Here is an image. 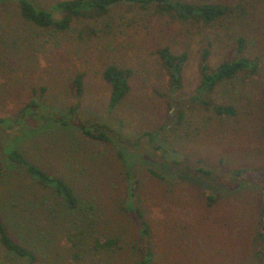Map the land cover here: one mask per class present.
I'll return each instance as SVG.
<instances>
[{
  "label": "rangeland",
  "instance_id": "1",
  "mask_svg": "<svg viewBox=\"0 0 264 264\" xmlns=\"http://www.w3.org/2000/svg\"><path fill=\"white\" fill-rule=\"evenodd\" d=\"M33 1L48 7L57 0ZM226 2H240L244 13L232 12L212 26L117 5L58 31L24 21L14 1L0 0V117L15 120L13 128L0 131V215L13 238L37 254V264H264L259 171L255 183L234 186L210 183L196 171L264 172V0ZM86 26L95 31L79 33ZM237 36L244 39L242 55L258 67L201 93L236 109L232 116L217 115L189 97L200 82L202 48L210 42L207 63L215 67ZM161 46L187 53L178 101L157 54ZM111 63L132 75L127 96L109 109L110 85L101 72ZM76 73L84 75L79 98L68 87ZM31 98L70 124L72 118L104 120L123 144L89 140L76 127L46 124L29 113L20 117ZM10 145L73 185L78 208L66 210L22 170L9 168L2 151ZM126 164L136 180L134 204L150 227L140 250L139 223L122 210ZM108 239L115 244L101 246ZM0 264L29 262L0 246Z\"/></svg>",
  "mask_w": 264,
  "mask_h": 264
},
{
  "label": "trees",
  "instance_id": "2",
  "mask_svg": "<svg viewBox=\"0 0 264 264\" xmlns=\"http://www.w3.org/2000/svg\"><path fill=\"white\" fill-rule=\"evenodd\" d=\"M14 1L18 7V12L21 18L37 27L48 28L54 30L66 31L71 28L74 19H97L108 13L109 9L117 5H126L134 7L139 13L146 14L147 12H155L159 15H167L177 21H190L203 26H212L217 21H220L230 15L232 12L238 13V17L244 13L243 5L238 2L236 6L228 4L226 0L218 2L204 1H183V0H57L48 7H43L35 3L33 0H10ZM238 12H237V10ZM94 32L95 29L91 26L83 27L79 33ZM210 42L202 48L200 54V82L196 91L191 94L189 101L195 105L210 108L217 115L232 116L235 115L236 109L231 104L214 103L209 97L204 98L201 93H208L221 82L227 81L240 73L252 75L256 72L258 64L255 59L242 55L244 50V39L237 36L228 56L223 59L215 67H210L207 63V58L210 54ZM157 54L168 72L169 90L172 92V99L178 101L177 91L182 85V67L187 59V53L172 52L167 46H161L157 49ZM132 70L127 67H119L115 63L106 65L102 72V78L110 85V95L108 108L112 109L118 105L130 91V77ZM84 75L76 73L69 82V91L79 98L83 91ZM43 88H41L42 91ZM174 102V101H173ZM79 104L76 102L68 108L70 115H75ZM27 113L32 116H37L46 124H59L62 126H73L87 139L115 145V143L123 144L119 140H115L111 135V127L104 120H95L89 122L80 118H72L71 124L62 116L48 110L43 104L36 99L31 98L24 107L20 110V117ZM19 116V114H18ZM178 122L183 117V111L178 110ZM13 122V123H12ZM11 123L6 122V118L0 117L1 129L13 128L15 120ZM147 131L145 136H149ZM11 144V143H10ZM125 147V146H124ZM2 151V148H1ZM125 151V148H124ZM7 157V162L10 167L22 170L26 174V179L38 186L43 193L49 194L53 199L61 201L64 208L68 211H73L78 208L79 197L73 185H71L63 176L48 172L43 167L30 160L22 151L15 146H6L2 151ZM6 152V153H5ZM122 161L125 159V154L121 149L117 151ZM200 162V160H199ZM123 163V162H122ZM124 165V164H123ZM126 166L124 172V198L122 210L128 217H133L138 222L137 227V249L140 250L144 241L149 240L150 227L145 221L140 209L135 206L134 200L136 196L135 186L136 180L132 175L129 167ZM259 172H258V171ZM149 171L157 177L163 178L159 172L149 169ZM197 173L203 175L210 183L225 184L229 186L255 183L253 173H259L261 179L256 183L259 187L258 203L261 207V212H264V172L254 168H238L231 169L222 175H213L211 171L200 166ZM43 194V195H44ZM58 199V200H57ZM210 200L212 197L209 198ZM57 204V203H56ZM38 206V205H34ZM136 218V219H135ZM115 240L108 239L101 244L103 247H112ZM0 246L4 251L12 252L17 258L26 259L29 264H37V254L31 249L15 240L10 234L9 229L2 216L0 215ZM140 263L144 261L140 260Z\"/></svg>",
  "mask_w": 264,
  "mask_h": 264
}]
</instances>
